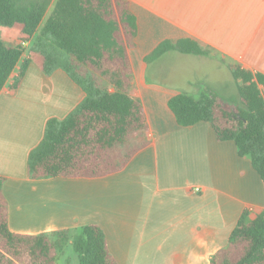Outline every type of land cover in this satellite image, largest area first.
I'll return each instance as SVG.
<instances>
[{
	"label": "crops",
	"instance_id": "0c3cea01",
	"mask_svg": "<svg viewBox=\"0 0 264 264\" xmlns=\"http://www.w3.org/2000/svg\"><path fill=\"white\" fill-rule=\"evenodd\" d=\"M127 1L138 22L136 45L129 50L128 94L141 102L148 124L139 136L140 147L123 170L108 176L33 179L29 157L43 140L48 121L65 119L86 94L63 70L46 75L34 62L12 90L17 66L0 93V179L9 205V229L40 235L97 225L118 264H211L245 211L250 221L264 214V184L234 142L218 141L206 122L180 126L169 108L176 95L199 98L217 91L196 76L182 79L195 91L153 76L160 74L159 65L166 59L178 64L191 58L217 66L237 91L230 65L264 74V0ZM23 38L18 29L0 28L7 46H18ZM185 38L210 55L170 51L146 61L163 41ZM27 43L29 50L32 40ZM23 59H28L26 51Z\"/></svg>",
	"mask_w": 264,
	"mask_h": 264
},
{
	"label": "trees",
	"instance_id": "16d2710c",
	"mask_svg": "<svg viewBox=\"0 0 264 264\" xmlns=\"http://www.w3.org/2000/svg\"><path fill=\"white\" fill-rule=\"evenodd\" d=\"M52 4L53 0H0V28L18 29L24 39L32 40L24 60L26 50L21 44L7 46L0 39V93L20 65L19 75L9 86L17 89L34 62L46 75L63 70L86 94L65 119L48 121L43 140L30 154L29 174L44 179L117 173L140 145L126 153L119 148L148 130L143 105L128 94L132 80L129 50L136 45L137 18L127 0H56L41 27ZM170 51L210 55L198 42L185 38L176 43L163 41L146 61ZM229 69L239 83L240 104L209 92L199 98L176 95L169 108L180 126L206 122L218 141L234 142L239 156L250 158L264 184V74L238 65ZM110 87L115 91L110 92ZM3 183L0 179V264H57L59 252L70 242L79 264H118L97 225L40 235L11 232ZM211 264H264V214L250 221L245 211L228 245L212 257Z\"/></svg>",
	"mask_w": 264,
	"mask_h": 264
},
{
	"label": "rangeland",
	"instance_id": "374dc122",
	"mask_svg": "<svg viewBox=\"0 0 264 264\" xmlns=\"http://www.w3.org/2000/svg\"><path fill=\"white\" fill-rule=\"evenodd\" d=\"M23 41L27 43L28 40L24 39ZM27 48L28 43L27 47L24 49L26 50V55L29 57V50H27ZM187 62L188 63L179 62L176 64L171 59H166L162 64L159 65V68L162 70L160 74L154 75L153 78L169 85H177V87H179V85H184L183 88L195 91L196 88L194 86L192 87L188 86L187 84H182V79L185 75L186 78H193L196 76L199 82H202L205 87L212 88L213 90L217 91L219 94L217 95L223 100L233 104H240L239 93L236 90L235 85L229 81L228 75L225 72L218 73L217 66L208 62L198 64V62H196L193 58ZM199 67H202V69L199 70ZM177 74L179 75V78L175 77ZM139 136V133L135 134L130 138L127 145L120 147L119 150H122L124 153H126L127 150L136 148L139 143ZM57 264H79L78 255L72 245V242L68 243L63 248V250L59 252Z\"/></svg>",
	"mask_w": 264,
	"mask_h": 264
},
{
	"label": "built area",
	"instance_id": "2783aa9c",
	"mask_svg": "<svg viewBox=\"0 0 264 264\" xmlns=\"http://www.w3.org/2000/svg\"><path fill=\"white\" fill-rule=\"evenodd\" d=\"M21 46L25 48V47H27V43L25 41H22ZM196 191H199V189H196Z\"/></svg>",
	"mask_w": 264,
	"mask_h": 264
}]
</instances>
